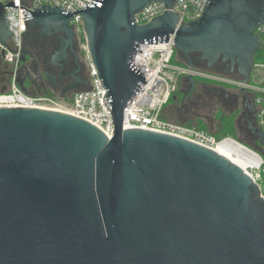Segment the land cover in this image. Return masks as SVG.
I'll return each mask as SVG.
<instances>
[{
    "label": "water",
    "instance_id": "1",
    "mask_svg": "<svg viewBox=\"0 0 264 264\" xmlns=\"http://www.w3.org/2000/svg\"><path fill=\"white\" fill-rule=\"evenodd\" d=\"M151 1L168 9L137 23ZM173 1L22 11L29 27L66 35L54 61L72 43L69 20L80 16L114 130L108 138L69 113L0 106V264H264V200L245 171L205 145L123 127L124 106L146 81L131 63L139 43L172 35L190 68L197 53L210 70L219 60L229 61L224 73L236 64L247 81L264 0H207L200 17L178 26ZM7 25L0 2V43L12 48ZM76 72L71 85L87 84ZM248 127L263 145L262 130Z\"/></svg>",
    "mask_w": 264,
    "mask_h": 264
},
{
    "label": "built area",
    "instance_id": "2",
    "mask_svg": "<svg viewBox=\"0 0 264 264\" xmlns=\"http://www.w3.org/2000/svg\"><path fill=\"white\" fill-rule=\"evenodd\" d=\"M10 1L14 2L16 6H24L25 8L5 5ZM90 1L0 0L5 9L8 30L13 33L9 37L12 48L0 43V59L8 63L12 71L8 88L5 91H0V106L59 108L92 123L109 138L112 136L114 130L112 115L104 104L102 97L105 88L102 86L96 69L91 63L86 43L83 44V48L86 51L88 59V87L75 90L68 96L69 107L60 104L52 97L27 93L23 91L16 81L17 65L23 52L24 36L30 28L28 20L31 18H25L22 11H26V8L33 10L34 7L38 8L42 4H47L51 7L60 6L69 11H75L78 8H83ZM206 2L207 0H174L170 10L177 15L176 25L178 26L181 23L200 17ZM167 9V7H164L163 2L151 1L135 14V21L140 24L145 23L152 17L162 14ZM69 24L72 26L75 36L77 32L83 31L82 21L78 14L69 20ZM254 32L260 44L257 51L264 49V18L255 28ZM174 53L175 47L172 35L169 36L167 41L163 42L139 43L131 63L146 75L144 77L146 81L124 106V128H143L172 134L210 148H213L223 140L232 139L230 137L217 139L213 134L203 129L173 122L162 117L164 107L174 92L179 77L181 75L185 77L191 75L192 77L199 76L233 84L249 91L256 107V125L262 130L264 135V58H261V56L256 59L253 58L247 81L243 82L241 78L237 80L232 79L223 73L210 69L200 70L195 67L190 68L187 64H173L171 60ZM243 146L253 154V162L246 167L248 170L246 173L256 183L259 195L264 200V144L260 145V151L245 145Z\"/></svg>",
    "mask_w": 264,
    "mask_h": 264
},
{
    "label": "flooded vegetation",
    "instance_id": "3",
    "mask_svg": "<svg viewBox=\"0 0 264 264\" xmlns=\"http://www.w3.org/2000/svg\"><path fill=\"white\" fill-rule=\"evenodd\" d=\"M66 35L62 31H42L39 24L30 26L23 40V54L19 58L17 65L16 76L22 80L21 88L27 93H41L46 90L57 92L59 95H67L74 91L77 85H71L73 78L71 72L77 70V74L82 77L83 66L79 60L77 52L76 36L73 32L72 43L66 44L64 54L58 57L55 61L52 59L53 54L64 43ZM23 55V60L21 57ZM193 59H198L197 53H192ZM222 67L219 70L224 73V69H230L229 61L219 60ZM216 63V64H217ZM215 69H212L213 71ZM218 71V72H219ZM10 65L1 60L0 62V90L5 91L11 80ZM228 75H236L241 78L237 71L236 64L232 70H228ZM185 77V76H184ZM181 89V100L191 101V95L195 92V98H200V92H196V83L191 85L187 77H185ZM238 92L229 97L234 105L241 104L240 121L246 125L256 124V107L252 101V96L249 91L243 87H238ZM176 96L173 95V99ZM241 98V101L239 99ZM252 107V108H251ZM249 133L253 135L250 131ZM251 140L252 144H256Z\"/></svg>",
    "mask_w": 264,
    "mask_h": 264
},
{
    "label": "rangeland",
    "instance_id": "4",
    "mask_svg": "<svg viewBox=\"0 0 264 264\" xmlns=\"http://www.w3.org/2000/svg\"><path fill=\"white\" fill-rule=\"evenodd\" d=\"M76 42H77V52L79 56V60L83 66L82 71V78H86L88 80L89 74H88V59L86 56V51L83 48V44L86 43L85 41V35L82 32H77L76 34ZM261 58H264V50L260 53ZM172 63L173 64H179L184 63L186 64L185 59L178 55L175 51L173 57H172ZM196 69L200 70H207L206 67L202 65H195ZM218 72V71H216ZM222 73V72H218ZM227 76H229L232 79H239L236 75H228L226 73H223ZM184 75H181L179 77V80L176 84L174 94L176 98L174 100L167 101L166 106L164 107L162 117L165 119H168L173 122L181 123V124H187L192 126H197L200 128V124H203L205 127H201V129L213 134L217 139H221L224 137H230L234 140H236L238 143L245 145L247 147H250L247 144L248 139V133H249V125H246L243 121H240L239 117L241 115V104L238 103V105H234L232 100L229 98L233 94H236L238 92V87L233 84H228L225 82H220L204 77L194 76L193 79L196 80V92H200V98H195V92L191 95V101L188 100H181V89L184 82ZM88 87L87 84H78L75 90H81ZM48 91V90H46ZM51 91V90H49ZM74 91L69 92L67 95H59L57 92L51 91V95H47L43 92L36 93V92H30L32 95H45L52 97L53 99L57 100L60 104L69 107L70 102L68 96H70ZM241 101V98L239 99ZM232 116L233 123L235 124V130L230 131L229 129H223L219 130L218 125L220 123V116ZM254 128L258 127L256 124H252ZM251 132V131H250ZM260 147V146H259ZM259 147H251L257 151L259 150Z\"/></svg>",
    "mask_w": 264,
    "mask_h": 264
},
{
    "label": "bare ground",
    "instance_id": "5",
    "mask_svg": "<svg viewBox=\"0 0 264 264\" xmlns=\"http://www.w3.org/2000/svg\"><path fill=\"white\" fill-rule=\"evenodd\" d=\"M42 109H51L56 111H61L65 113H69L67 111H63L59 108H48V107H35ZM213 150L218 154L224 156L232 163L238 165L243 171L248 172L247 168L253 162V154L250 150L244 147L242 144L238 143L236 140L226 139L219 142L216 146L213 147Z\"/></svg>",
    "mask_w": 264,
    "mask_h": 264
},
{
    "label": "trees",
    "instance_id": "6",
    "mask_svg": "<svg viewBox=\"0 0 264 264\" xmlns=\"http://www.w3.org/2000/svg\"><path fill=\"white\" fill-rule=\"evenodd\" d=\"M264 49H260L259 51H257V52H255V54H254V56H253V58H258L261 54V52L263 51ZM202 65V66H204L205 67V61L204 60H200V59H197L196 60V63H195V65ZM179 65H185L184 63H179ZM221 67H222V64L221 63H217L216 65H215V71H219L220 69H221ZM196 83V80L194 79V84ZM45 94H47V95H51V91H45L44 92ZM173 95H175L174 93H172L171 94V96L169 97V99H168V101L169 100H174L173 99ZM233 118L234 117H232L231 115L230 116H225V115H221L220 116V123H219V125H218V129L219 130H225V129H229L230 131H233V130H235V124L233 123ZM187 125V124H186ZM190 126H192V125H190ZM200 126L201 127H205L203 124H200ZM197 127V126H196ZM201 127H200V129H201ZM198 128V127H197ZM248 139H249V142L247 141V144L250 146V147H256L257 148V146L259 147V145L256 143V144H252L251 143V140L252 139H254L255 138V135L253 134V135H251L250 133H248Z\"/></svg>",
    "mask_w": 264,
    "mask_h": 264
}]
</instances>
